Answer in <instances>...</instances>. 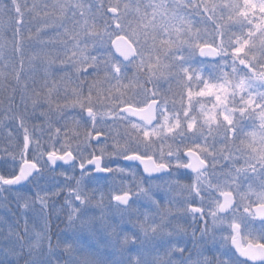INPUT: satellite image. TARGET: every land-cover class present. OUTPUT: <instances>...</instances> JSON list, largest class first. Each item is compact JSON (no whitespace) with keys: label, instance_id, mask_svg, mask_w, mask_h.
I'll use <instances>...</instances> for the list:
<instances>
[{"label":"snow or ice","instance_id":"6c2138e0","mask_svg":"<svg viewBox=\"0 0 264 264\" xmlns=\"http://www.w3.org/2000/svg\"><path fill=\"white\" fill-rule=\"evenodd\" d=\"M0 24V207L24 220L0 264H264V0H0ZM165 185L182 203L142 212ZM65 190L71 238H29Z\"/></svg>","mask_w":264,"mask_h":264},{"label":"rangeland","instance_id":"374dc122","mask_svg":"<svg viewBox=\"0 0 264 264\" xmlns=\"http://www.w3.org/2000/svg\"><path fill=\"white\" fill-rule=\"evenodd\" d=\"M4 3H7L8 0H3ZM94 2V0H93ZM38 21L33 22L29 27L32 28V31H35L36 26H38ZM3 25L0 24V31H3ZM6 35L10 38L11 32L8 31ZM25 35H27V30L25 31ZM167 85H165V88ZM7 139H6V131L0 132V148L8 147ZM47 147V145H45ZM59 147V145H57ZM91 151V149H89ZM137 169V168H136ZM138 170V169H137ZM8 171H11L9 168ZM139 175L136 177L137 180L141 178L140 171L138 170ZM76 173L78 174V168L76 169ZM69 174L71 175V170H69ZM133 180V177L131 175L124 178V183L129 184ZM53 183H59L61 185L65 184L64 178L60 176H54L53 177ZM68 183H71L72 185L75 184V181H70ZM104 183V182H101ZM160 184L163 182L160 181ZM47 187V186H46ZM91 189L89 188V191ZM67 190H65L60 197L57 198V204L56 208L50 213L46 214L43 219L41 218H35L33 219V214L29 213V223L28 227L30 229L29 238H32L33 230L34 231H40L45 229L47 226L49 229L55 222L61 221L62 225H59L57 229L54 230V233L50 232V235L52 237V242L55 244L57 242V239H69L71 238L73 234V229L69 227V221H68V212L70 209L67 207V205L64 204V198L67 196ZM99 197V193H97V198ZM153 198L156 199L160 203V207L157 208L154 205H145L141 208V211H148L150 216H154L156 219H159L158 213L163 212L169 208H175L182 203V198L179 196V194L175 193L174 191H168L167 185L163 187V189L153 187ZM178 199V200H177ZM75 202V201H74ZM97 214H99L97 210ZM175 214V213H173ZM5 217L8 218L9 221H13L17 218L20 219L21 226L23 225V217H19V213L17 212L15 216L12 215V213H9L6 211V209L0 207V228L7 231L8 224L4 223ZM189 222L190 219H189ZM51 223V224H50ZM51 231V230H50ZM191 231V230H189ZM191 246V245H190Z\"/></svg>","mask_w":264,"mask_h":264},{"label":"flooded vegetation","instance_id":"af4514ba","mask_svg":"<svg viewBox=\"0 0 264 264\" xmlns=\"http://www.w3.org/2000/svg\"><path fill=\"white\" fill-rule=\"evenodd\" d=\"M136 168L140 171V174H141V177H144L145 176V174L143 173V170L140 168V167H138L137 165H136ZM78 172H79V169H78ZM189 175H191V173H189ZM160 181H156L155 183H159ZM189 181L188 180H181V183H188ZM176 194L178 193V191H174ZM178 200V199H177ZM209 223H210V221H209Z\"/></svg>","mask_w":264,"mask_h":264},{"label":"trees","instance_id":"16d2710c","mask_svg":"<svg viewBox=\"0 0 264 264\" xmlns=\"http://www.w3.org/2000/svg\"><path fill=\"white\" fill-rule=\"evenodd\" d=\"M59 225H62L61 221L55 222V224L52 223V225L50 227V230H51L50 232L54 233V230L57 229Z\"/></svg>","mask_w":264,"mask_h":264},{"label":"water","instance_id":"95a60500","mask_svg":"<svg viewBox=\"0 0 264 264\" xmlns=\"http://www.w3.org/2000/svg\"><path fill=\"white\" fill-rule=\"evenodd\" d=\"M101 139H102V137H101ZM93 143H95V142L93 141ZM121 163H123V162H121ZM137 166L140 167L143 170L142 166H140L139 164H137Z\"/></svg>","mask_w":264,"mask_h":264}]
</instances>
